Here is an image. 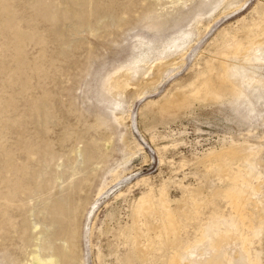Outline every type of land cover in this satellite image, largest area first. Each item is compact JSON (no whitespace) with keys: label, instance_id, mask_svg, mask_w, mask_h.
<instances>
[{"label":"rangeland","instance_id":"rangeland-1","mask_svg":"<svg viewBox=\"0 0 264 264\" xmlns=\"http://www.w3.org/2000/svg\"><path fill=\"white\" fill-rule=\"evenodd\" d=\"M262 10L264 0H0V264H124L139 198L159 212L191 193L202 203L225 186L208 167L230 144L249 148L264 176V105L245 118L228 97L184 109L175 96ZM252 54L232 63L261 88L237 86L263 94L264 46ZM143 55L168 61L159 77L138 72L131 92L110 93L109 79ZM167 101L173 112L158 114ZM215 203L198 206L199 222L228 216ZM261 237L249 249L264 264Z\"/></svg>","mask_w":264,"mask_h":264},{"label":"bare ground","instance_id":"bare-ground-1","mask_svg":"<svg viewBox=\"0 0 264 264\" xmlns=\"http://www.w3.org/2000/svg\"><path fill=\"white\" fill-rule=\"evenodd\" d=\"M261 14L259 22L246 29L244 34H235L217 45L215 54L219 59L206 63L205 72L198 76L200 81L188 86L187 92L176 93V99L182 102L177 108L185 109L196 101L217 103L228 97L232 104L239 102L235 109L237 114L245 118H258L261 110L257 112L254 107L264 105V93L246 94L238 89L237 84L243 79L258 87L263 78L233 64L232 60H246L249 54L253 56L254 49L264 46V10ZM146 56L143 55L133 67H127L111 77L107 84L108 91L114 96L124 97L123 94L132 91V81L138 72L148 75L154 71L151 81L158 78L168 61L156 63L146 59ZM223 58L231 60V63L227 64ZM168 103L158 107V114L170 115L173 112L172 105ZM228 148L231 151L226 150ZM228 148L221 150L210 161L214 163L212 169L208 167V172L221 176L225 186L204 197L202 203L195 200L197 193H191L187 197L193 200L192 203L184 201L173 210L163 199L158 207L159 212L149 194L139 198L130 214L131 228L125 234L126 239L132 235L129 241L132 249L124 257V264H262L260 254H251L249 248L254 243L256 245V240L264 234V199L259 196L264 176L255 168L254 153L249 148L236 144H230ZM232 163L238 164L236 169L232 168ZM216 198L225 201L230 210L228 216L214 210L205 224L199 222L198 206L215 207ZM141 218L143 221L137 222ZM188 227L195 232L191 238L185 234Z\"/></svg>","mask_w":264,"mask_h":264}]
</instances>
